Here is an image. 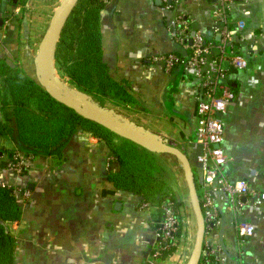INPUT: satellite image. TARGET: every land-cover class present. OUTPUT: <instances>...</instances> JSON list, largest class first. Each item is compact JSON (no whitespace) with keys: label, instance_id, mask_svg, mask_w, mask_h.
<instances>
[{"label":"crops","instance_id":"crops-1","mask_svg":"<svg viewBox=\"0 0 264 264\" xmlns=\"http://www.w3.org/2000/svg\"><path fill=\"white\" fill-rule=\"evenodd\" d=\"M64 2L0 0V63L11 60L15 68L36 75L38 53L33 57L32 52L40 49ZM180 14L193 20L194 30L218 41L208 2L184 1L169 11L161 0H110L101 15L104 60L113 78L125 81L140 104V111L134 105L125 108L127 126L165 142L174 141L195 158L196 81L183 66L166 72L155 62L160 55L182 53L172 27ZM229 15L236 52L246 59L248 67L230 73L236 91L223 118L227 170L231 181H246L264 192V0L235 4ZM239 21L245 22L241 32L236 26ZM16 148L15 142L0 137V185L18 183L32 194L31 201L21 205L22 218L14 231L5 224L15 239L14 264L146 263L156 230L139 211L141 198L117 190L111 183L109 177L118 172L119 164L105 141L81 131L67 142L61 156H36L20 178L7 169ZM164 156L174 176L170 188L183 196L179 179L182 165L177 160L179 167L174 169L170 165L173 157ZM219 198L223 206L226 198ZM244 219L254 225L255 233L244 242L242 254L229 223L224 244L220 235L214 240L215 247L222 245L223 264H264V203L246 207ZM188 228L176 250L157 264H190L197 223Z\"/></svg>","mask_w":264,"mask_h":264},{"label":"trees","instance_id":"trees-1","mask_svg":"<svg viewBox=\"0 0 264 264\" xmlns=\"http://www.w3.org/2000/svg\"><path fill=\"white\" fill-rule=\"evenodd\" d=\"M101 0H80L65 23L56 45L55 61L60 72L70 78L81 91L96 98L138 103L125 81H117L104 60ZM235 51L238 46L235 45ZM229 74L234 68L226 65ZM0 137L15 142L19 149L34 156H61L67 142L81 131H88L105 141L119 170L110 181L117 190H124L150 203L155 208L151 224L160 227L164 220L163 205L171 204L176 218L183 223L186 204L171 188L173 173L166 157L122 139L112 131L77 114L52 98L25 69L0 63ZM232 91L235 88L231 84ZM197 190H199L198 178ZM180 199V200H179ZM183 209V210H182ZM22 218V208L11 189L0 185V264H14L16 244L5 224ZM185 226L179 235L186 236ZM176 248H173L174 252ZM165 254L164 257L172 254ZM211 262L214 257L209 258ZM204 259L201 260V264Z\"/></svg>","mask_w":264,"mask_h":264},{"label":"built area","instance_id":"built-area-1","mask_svg":"<svg viewBox=\"0 0 264 264\" xmlns=\"http://www.w3.org/2000/svg\"><path fill=\"white\" fill-rule=\"evenodd\" d=\"M104 4L110 0H101ZM208 2L212 7L215 20L213 29L221 36L219 41L208 39L202 32L193 29V20L184 14L178 15L172 22L173 39L181 47L182 53L160 55L155 62L161 63L166 72L183 66L188 76L196 81L197 124L195 169L198 172L199 199L206 222L203 264H223L220 255L222 245L214 246V240L220 235L224 214L232 227L239 246V254L245 246L246 239L255 233V227L244 219L245 208L257 207L264 203V192L257 191L246 181H231L227 170L228 156L223 149L225 140L224 115L229 105L235 100V93L229 83V70L225 65L236 70H244L248 63L235 51L236 36L229 28V17L233 6L238 3H250L253 0H161L166 10L176 9L181 3ZM237 29L241 32L245 22L239 21ZM168 143L176 144L174 141ZM36 156L19 148L14 149L8 159L7 169L15 177H22L31 166ZM113 158H110L112 161ZM11 189L20 205L29 203L32 194L18 183L4 185ZM219 195L226 198L221 205ZM139 211L152 220L155 208L150 203H141ZM164 220L156 229V241L151 247L145 264H157L165 254L177 248L181 239V226L188 230V223L179 222L171 204L163 205ZM187 219V217L185 218ZM226 223V224H227ZM10 229L19 222H9ZM226 228V227H225ZM225 232V231H224ZM224 236V235H223ZM173 253V252H172ZM214 257L213 263L209 258Z\"/></svg>","mask_w":264,"mask_h":264},{"label":"water","instance_id":"water-1","mask_svg":"<svg viewBox=\"0 0 264 264\" xmlns=\"http://www.w3.org/2000/svg\"><path fill=\"white\" fill-rule=\"evenodd\" d=\"M13 1L14 3H17V0ZM79 1L80 0H65L62 7L60 8L59 13L53 20L50 28L47 30L43 38L36 59L39 83L52 98H54L59 103L67 106L68 108L74 110L77 114L112 131L122 139L131 141L137 144L138 146L154 153L169 155L181 163L184 169L185 180L189 190L190 203L197 223L196 241L191 256L190 264H201L205 246L206 222L196 186L195 173L187 155L176 144L168 143L160 138L146 135L145 133L139 131L138 129L132 126L125 127L119 124L118 122L111 120L104 114L101 109L98 110L89 105L74 100L71 97V93H76V91L71 92L68 87L62 85L60 81L51 80L50 76L46 73L44 69V60L47 57V54L51 48L53 41H58L65 23L67 22L68 18L74 11ZM1 25H3V22H0V26ZM217 39L219 41L221 39V36L219 35ZM6 62L10 67H15L11 60H7ZM56 86H61L65 94L60 95L55 89ZM116 207L119 208L120 204L116 205ZM226 223V217L223 216L222 226L220 230V239L223 244V235Z\"/></svg>","mask_w":264,"mask_h":264},{"label":"rangeland","instance_id":"rangeland-1","mask_svg":"<svg viewBox=\"0 0 264 264\" xmlns=\"http://www.w3.org/2000/svg\"><path fill=\"white\" fill-rule=\"evenodd\" d=\"M59 40V39H58ZM58 41L57 42H54L53 43V46H52V53H51V57H50V61H51V69H52V77H50L51 80H57V81H60L64 86L68 87V89L72 92V91H76V93H71V97H72L74 100L76 101H79L83 104H86V105H89L95 109H101L104 114L107 116V117H111L110 119L115 121V122H118L119 124L123 125V126H127V123L125 122L124 120V110H127L125 109L127 107V103H124L122 101H118V102H114V101H109L108 99H98L96 98L95 96L93 95H90V94H87L83 91H81L80 89H78V87H76L70 80L69 77H67L66 75H64L62 72L59 71V69L57 68V65H56V61H55V53H56V45H57ZM39 50V47L34 50L32 52V55L33 57H35L37 55V51ZM54 63H55V66H54ZM36 67V66H35ZM34 71L35 68H34ZM31 75H33V73H31ZM34 78L39 82V79H38V73L36 72V75L34 74L33 75ZM64 91H63V95H64ZM134 109H136L137 111H140L141 110V107H140V104L137 103L134 105ZM129 110V109H128ZM126 115V114H125ZM130 118V117H129ZM123 120V121H122ZM185 151V154L187 155V157L189 158L191 164H192V167H193V170H194V173H195V177L198 178V172L196 171L195 169V158H193V154L192 152H190L189 150H184ZM170 160L172 161L173 164H170L174 169L176 168L178 170V167H179V162L175 159V158H170ZM176 165V167H175ZM179 179H180V186L182 187L183 191H184V194L183 196L180 197V199L182 201L185 202L186 204V207H187V213H188V218L185 219L187 217V213H185V218L183 219V221L187 224H190L193 225L194 224V228L196 226V219H195V216H194V213H193V210H192V206H191V203H190V198H189V190H188V186H187V183H186V180H185V174H184V169L183 167H181V171H180V175H179ZM179 199V200H180ZM183 210V209H182ZM153 213H155V211H153ZM183 222V224H184ZM185 226V224H184Z\"/></svg>","mask_w":264,"mask_h":264},{"label":"bare ground","instance_id":"bare-ground-1","mask_svg":"<svg viewBox=\"0 0 264 264\" xmlns=\"http://www.w3.org/2000/svg\"><path fill=\"white\" fill-rule=\"evenodd\" d=\"M53 43H54V41H53ZM53 43H52V45H51V48H50V50H49V52H48V54H47V57L45 58V60H44V69H45V71H46V73L50 76V77H52V69H51V61H50V57H51V53H52V46H53ZM54 75V74H53ZM55 80V79H54ZM63 85V84H62ZM55 89H56V91L60 94V95H63V89H62V87L61 86H56L55 87ZM72 97H74V96H72ZM90 105V104H89ZM111 118V117H110ZM123 121V120H122Z\"/></svg>","mask_w":264,"mask_h":264}]
</instances>
